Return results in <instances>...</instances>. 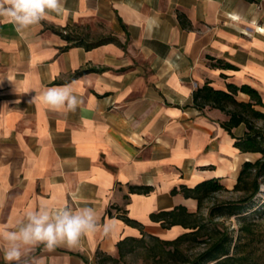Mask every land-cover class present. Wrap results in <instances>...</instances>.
<instances>
[{
	"label": "crops",
	"instance_id": "crops-1",
	"mask_svg": "<svg viewBox=\"0 0 264 264\" xmlns=\"http://www.w3.org/2000/svg\"><path fill=\"white\" fill-rule=\"evenodd\" d=\"M62 3L63 14L27 30L0 22V223L41 201L91 206L101 225L114 224L109 235L90 234L74 248L41 245L25 259L97 264L98 250L116 254L118 241L141 235L121 215L176 237L182 226L164 228L151 214L181 204L194 211L198 201L172 190L216 177L232 188L253 159L221 125L226 113L199 109L194 93L209 82L249 84L264 95V0ZM64 84L83 101L75 112L29 103ZM246 130L243 123L234 133Z\"/></svg>",
	"mask_w": 264,
	"mask_h": 264
},
{
	"label": "trees",
	"instance_id": "trees-1",
	"mask_svg": "<svg viewBox=\"0 0 264 264\" xmlns=\"http://www.w3.org/2000/svg\"><path fill=\"white\" fill-rule=\"evenodd\" d=\"M182 21L184 17H181ZM70 39L68 35H64ZM244 92L250 96L248 101L240 100L238 94ZM194 103L199 109L217 108L226 113L228 118L221 125L236 138L235 146L242 152L260 154L257 159L248 158L243 163L238 180L233 187L235 191H242L243 195L236 199L216 200L206 206L205 202L214 194L227 189L221 178L206 179L194 187L185 184L175 187L172 192H183L186 197H193L198 201L196 210H190L186 205H178L170 210H161L151 214L152 220L159 222L164 228H172L176 225L183 227V232L173 238H163L160 235L146 232L144 225L127 216L122 218L130 225L137 226L141 230L140 236H127L117 243L119 257L98 250L99 264H106L107 260L118 261L127 254L134 252L137 246H144L154 250L149 257L154 262L164 259L169 264H250L251 257L243 248L241 236L235 239L229 227L221 218H229L233 215L242 216L244 222L241 230L253 233L254 229L245 224V219L252 213L244 214L245 207L250 204L260 191L264 183V95L249 84L237 85L229 83L228 89L215 88L209 82L199 86L194 93ZM246 124L247 130L244 136L238 137L234 128L240 124ZM132 192L150 193L151 185H131ZM242 214V215H241ZM203 239H200L202 236ZM203 240L205 247L198 253L189 254L184 245L189 241ZM160 249V251H156Z\"/></svg>",
	"mask_w": 264,
	"mask_h": 264
},
{
	"label": "clouds",
	"instance_id": "clouds-1",
	"mask_svg": "<svg viewBox=\"0 0 264 264\" xmlns=\"http://www.w3.org/2000/svg\"><path fill=\"white\" fill-rule=\"evenodd\" d=\"M65 11L62 0H0V22L12 23L17 31L40 25L53 14ZM29 103H40L52 111L75 112L83 103L72 84L45 88ZM114 224L102 225L91 206L76 209L64 204L56 207L41 201L36 208L26 210L15 221L0 223V253L5 264H28L25 259L43 246L48 251L58 246L79 247L82 238L102 232L109 235ZM35 264H43L33 257Z\"/></svg>",
	"mask_w": 264,
	"mask_h": 264
},
{
	"label": "rangeland",
	"instance_id": "rangeland-1",
	"mask_svg": "<svg viewBox=\"0 0 264 264\" xmlns=\"http://www.w3.org/2000/svg\"><path fill=\"white\" fill-rule=\"evenodd\" d=\"M260 125L264 126V122H260ZM260 154H255L253 159L260 157ZM243 195L242 191H235L232 188L222 190L210 199L205 202L204 212H207V207L211 205L216 200H226V199H236L240 198ZM252 213V216L245 219V224L254 229L253 233H246L241 230V225L244 222L242 216L233 215L229 218H221L222 221L229 227V230L235 236V239L241 236L243 242V248L246 253L251 257L250 264H264V183L260 187L259 193L256 195L254 200L248 204L244 209V214ZM242 215V214H241ZM206 235L202 236L200 239H203ZM198 241H189L184 245V249L189 254L198 253L205 247L203 240ZM152 245H149L148 249L144 246H137L134 252L127 254L124 258L119 259L118 261L107 260L106 264H169L166 259L154 262L150 257L149 250ZM160 251V249H156ZM161 252V251H160ZM116 257H119L118 252L113 254ZM101 259H104V256L101 255ZM98 258V260L100 259ZM97 264L98 261H97Z\"/></svg>",
	"mask_w": 264,
	"mask_h": 264
}]
</instances>
